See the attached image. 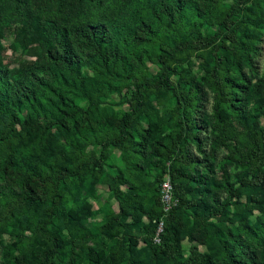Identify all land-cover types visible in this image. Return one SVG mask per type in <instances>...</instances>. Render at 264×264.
Instances as JSON below:
<instances>
[{"label": "trees", "instance_id": "obj_1", "mask_svg": "<svg viewBox=\"0 0 264 264\" xmlns=\"http://www.w3.org/2000/svg\"><path fill=\"white\" fill-rule=\"evenodd\" d=\"M263 38L264 0H0V264H264Z\"/></svg>", "mask_w": 264, "mask_h": 264}, {"label": "rangeland", "instance_id": "obj_2", "mask_svg": "<svg viewBox=\"0 0 264 264\" xmlns=\"http://www.w3.org/2000/svg\"><path fill=\"white\" fill-rule=\"evenodd\" d=\"M15 33H10L6 39L3 41L4 51H3V58L4 62L6 64H11L12 67H15L16 64L14 59L21 58V48L18 46L17 50L12 49L13 46H16L17 41L15 40ZM12 47V48H11ZM260 50H259V56L257 57V68L259 75H262L264 73V38L263 41L260 43ZM27 60H29V57H26ZM104 189H100V192H103ZM104 194V193H103ZM99 204H95L94 208H97ZM4 241H7V236L3 234ZM199 261V256L193 252L191 257V262L197 263Z\"/></svg>", "mask_w": 264, "mask_h": 264}, {"label": "built area", "instance_id": "obj_3", "mask_svg": "<svg viewBox=\"0 0 264 264\" xmlns=\"http://www.w3.org/2000/svg\"><path fill=\"white\" fill-rule=\"evenodd\" d=\"M161 202L163 204V210L165 212L169 211L172 206L175 205L172 199V187L168 178L164 180L160 189ZM162 231V224L159 225L154 241L159 243L160 238L158 237L159 233Z\"/></svg>", "mask_w": 264, "mask_h": 264}]
</instances>
